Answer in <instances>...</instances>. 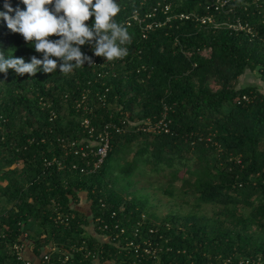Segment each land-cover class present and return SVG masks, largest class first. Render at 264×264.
I'll use <instances>...</instances> for the list:
<instances>
[{"label": "trees", "instance_id": "trees-1", "mask_svg": "<svg viewBox=\"0 0 264 264\" xmlns=\"http://www.w3.org/2000/svg\"><path fill=\"white\" fill-rule=\"evenodd\" d=\"M207 1L119 0L116 19L132 39L126 56L98 58L104 78L86 62L63 75L59 67L54 74L0 73V197L6 203L0 264H16L14 243H24L37 262L47 254L53 264L63 255L73 264H264V93L257 85L237 87L246 71L264 84V0L259 11L244 7L252 0L231 4L255 37L199 31L185 21L155 26L142 37L131 19L155 8L145 21L162 20L166 4L171 12H200ZM0 47L7 54L15 49L26 62L42 55L3 20ZM84 120L94 136L125 120L123 132H110V148L94 171L96 158L74 154L97 142ZM160 120L166 124L160 131L146 130ZM18 163L20 169L11 168ZM141 167L167 177L168 197L179 181L178 193L193 197V209L210 204L216 210L157 218L148 196L130 191Z\"/></svg>", "mask_w": 264, "mask_h": 264}, {"label": "clouds", "instance_id": "clouds-1", "mask_svg": "<svg viewBox=\"0 0 264 264\" xmlns=\"http://www.w3.org/2000/svg\"><path fill=\"white\" fill-rule=\"evenodd\" d=\"M119 12V0H18L15 7L12 0H3L0 20L42 55H32L26 62L14 55V48L7 54L0 47V73L14 69L19 75L54 74L57 67L62 75L70 73L85 62L94 64L92 56L82 51L83 45H90L95 56L106 62L126 56L132 37L117 21ZM90 17H94L91 23H85Z\"/></svg>", "mask_w": 264, "mask_h": 264}, {"label": "built area", "instance_id": "built-area-1", "mask_svg": "<svg viewBox=\"0 0 264 264\" xmlns=\"http://www.w3.org/2000/svg\"><path fill=\"white\" fill-rule=\"evenodd\" d=\"M174 1V0H172ZM235 0H208L205 5H201L203 8L202 11L198 12L197 10H190V11H179V12H171V5L166 4L161 7L162 13L165 15L164 19L157 20L153 22H146V19H151L154 17V12L156 9H153L152 13L146 14L144 18H141L137 12L133 13L131 16V19L133 22H136L140 30L142 31L144 37L146 33L149 30H152L155 26H160L161 24L165 23H173V22H191L194 24V27H196L199 31L209 32V31H218V30H226L231 33H242L248 37H255L257 35V32L254 30V27L250 25L247 22H243V20L236 16L233 12L231 4ZM263 1L262 0H252L251 2H245L244 7H248L254 5L255 8L259 11L261 9ZM200 7V8H201ZM131 20H127V25H130ZM264 24V20L262 21ZM84 49L86 51V54L89 56H92L94 64L89 65L86 62L87 67L95 68L98 67L101 71L97 72V78L101 79L106 77L107 71L105 70V67L103 64L99 63L98 58H102V56H95V54L91 50L90 45H83ZM206 51H201L200 55H205ZM93 71H95L93 69ZM84 98V96H83ZM103 98V97H102ZM78 107L81 106V103L77 104ZM84 109H87L83 107ZM125 120H121L119 123H112L109 122L106 125L103 126L102 132L94 136L93 127L88 123L87 120H84L82 122V127L87 131L89 137L97 142L93 141V144L95 145V148H92L90 144L84 145L79 147L78 149L74 150L75 155H79L82 159L87 157L89 155H92L94 158H96V161L93 162L91 171H94L99 168L101 163L103 162V158L106 156L110 144V138L111 134L110 132L113 130L116 133H121L125 130L124 128ZM166 126L165 123H163L162 120L159 121L158 124L154 126H150L147 128V131L154 132V131H160L161 128H164ZM51 164H54L57 166V168H62L63 165L60 161H51ZM87 165L89 162L86 163ZM49 165V164H48ZM84 169V168H83ZM87 171V168L85 169ZM84 171V170H81ZM88 172V171H87ZM2 216L4 217L6 213L2 212ZM58 219H60V215L57 216ZM61 221V220H60ZM117 229V226H115ZM120 232H123L122 229H120ZM23 237H26V234H22ZM0 237H3L2 234H0ZM129 246L135 248L136 245L132 244V242L128 243ZM14 250V257L16 264H53L49 261V256L47 254H43L40 257L39 262L33 263L29 258L25 257L24 251H25V245L24 243H14L12 246ZM146 253H149V249H144ZM58 261L60 264H73V259L70 255H63V257H59Z\"/></svg>", "mask_w": 264, "mask_h": 264}, {"label": "rangeland", "instance_id": "rangeland-1", "mask_svg": "<svg viewBox=\"0 0 264 264\" xmlns=\"http://www.w3.org/2000/svg\"><path fill=\"white\" fill-rule=\"evenodd\" d=\"M251 85H257L264 93V84L263 82H261L258 73L246 71L239 77L237 87ZM130 157L131 155H129L128 159ZM13 167L20 169L21 163L12 165L11 168ZM192 168L193 166L191 167V169ZM141 169L143 170V173L140 174L138 170L132 176V187L130 188V191H133L137 196L147 195L150 204L153 207L152 213L156 215L157 218L161 219L168 213L172 212H178L181 215L193 212L211 216L212 213L216 210V207L210 204H203L200 205L197 209H193V197H186L183 196V194L178 193V188L180 187L179 181L174 183L175 188L177 189L174 196L168 197L164 192V190L167 188V177H164L161 174L151 173L148 167L145 168V171L142 167ZM179 175L180 177L184 176V172L182 171ZM5 205L6 203L4 202V199L0 197V210L4 208ZM240 211L243 213L247 212V210H244L243 208H240Z\"/></svg>", "mask_w": 264, "mask_h": 264}, {"label": "crops", "instance_id": "crops-1", "mask_svg": "<svg viewBox=\"0 0 264 264\" xmlns=\"http://www.w3.org/2000/svg\"><path fill=\"white\" fill-rule=\"evenodd\" d=\"M21 166H22V164H21ZM2 185H4V184H2ZM82 203H83V204H81L82 211L86 212V210H85V206H86L85 203L86 202H85L84 198H83V202ZM24 255H25V257H27L30 260L34 261V263H37V258H35L28 249H25Z\"/></svg>", "mask_w": 264, "mask_h": 264}]
</instances>
